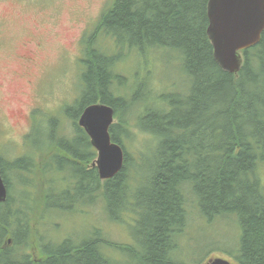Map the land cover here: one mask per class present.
<instances>
[{"label":"trees","instance_id":"16d2710c","mask_svg":"<svg viewBox=\"0 0 264 264\" xmlns=\"http://www.w3.org/2000/svg\"><path fill=\"white\" fill-rule=\"evenodd\" d=\"M207 2L113 0L102 11L80 40V92L64 106L71 132L56 135L52 121L45 143L35 145L50 151L34 147L35 156L14 158L0 152L7 189L0 202V264H176L175 237L197 213L209 221L235 215L241 236L233 263L264 264V29L242 51L238 72H228L213 57ZM99 36L112 38L114 50L96 43ZM170 50L186 77L171 91L159 93L149 75L129 83L119 69L127 54L146 61L161 51L167 62ZM94 102L112 106L117 121L109 132L124 151L120 171L103 180L88 165L96 150L77 123ZM134 128L147 134L148 152L126 151ZM96 203L117 223L125 222L122 210L131 213L132 244L115 243L95 228L81 241L46 240L40 229L47 216ZM35 234L38 257L30 242ZM105 246L120 247L129 258L115 259Z\"/></svg>","mask_w":264,"mask_h":264},{"label":"rangeland","instance_id":"374dc122","mask_svg":"<svg viewBox=\"0 0 264 264\" xmlns=\"http://www.w3.org/2000/svg\"><path fill=\"white\" fill-rule=\"evenodd\" d=\"M113 0H0V152L10 158L25 153L35 156L52 130L56 135H68L72 125L64 114V106L70 105L80 87L83 69L80 40L90 34L102 11ZM107 51L114 50L115 43L108 36L96 38ZM34 50L32 62H23L25 42ZM140 57L127 54L119 63V69L132 83L149 75L158 85V92L171 91L186 82L182 66L176 60L174 50L169 51L168 61L160 51ZM31 109V110H30ZM30 110V111H29ZM30 115V116H29ZM53 118V119H51ZM116 118L114 122H116ZM126 144V151L134 153L143 149L147 134L135 128ZM35 147V148H34ZM34 148V150H33ZM146 152V148H144ZM46 156V155H45ZM96 157V154H95ZM94 157V159H95ZM90 160L88 165H91ZM38 172L42 161L39 160ZM45 160H43V163ZM62 176L63 172L56 173ZM40 178V177H38ZM36 178L38 184L41 181ZM125 222L117 223L107 218L99 205L92 208L81 204L76 211L54 212L47 216L48 224L40 230L52 245L66 237L81 241L91 228L99 229L103 236L115 243L132 244L129 225L132 215L120 212ZM182 236H177L176 264H204L212 257H223L234 262L241 229L233 214H222L214 219L191 214ZM33 241L34 257L41 256L37 235ZM105 248L110 255L124 261L120 247Z\"/></svg>","mask_w":264,"mask_h":264},{"label":"water","instance_id":"95a60500","mask_svg":"<svg viewBox=\"0 0 264 264\" xmlns=\"http://www.w3.org/2000/svg\"><path fill=\"white\" fill-rule=\"evenodd\" d=\"M206 33L218 65L236 73L243 62L242 51L256 45L264 29V0H208ZM96 150L91 166L100 179H109L123 165L124 151L112 141L109 132L114 123L112 106L94 102L85 106L77 121ZM7 189L0 172V202L6 199ZM204 264H234L223 257H212Z\"/></svg>","mask_w":264,"mask_h":264},{"label":"flooded vegetation","instance_id":"af4514ba","mask_svg":"<svg viewBox=\"0 0 264 264\" xmlns=\"http://www.w3.org/2000/svg\"><path fill=\"white\" fill-rule=\"evenodd\" d=\"M30 43H31L30 41H28V44H26L25 42L23 43V45H24V52L21 54V58H22L23 62H32L33 59H34L33 58V56H34V50L31 47L27 46V45H30Z\"/></svg>","mask_w":264,"mask_h":264}]
</instances>
